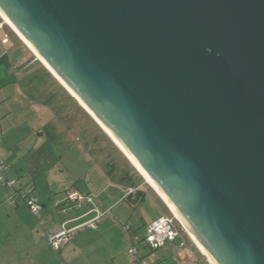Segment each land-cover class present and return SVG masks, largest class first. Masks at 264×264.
Returning a JSON list of instances; mask_svg holds the SVG:
<instances>
[{"label": "water", "instance_id": "water-1", "mask_svg": "<svg viewBox=\"0 0 264 264\" xmlns=\"http://www.w3.org/2000/svg\"><path fill=\"white\" fill-rule=\"evenodd\" d=\"M0 12L211 264H264V0H0Z\"/></svg>", "mask_w": 264, "mask_h": 264}, {"label": "crops", "instance_id": "crops-1", "mask_svg": "<svg viewBox=\"0 0 264 264\" xmlns=\"http://www.w3.org/2000/svg\"><path fill=\"white\" fill-rule=\"evenodd\" d=\"M1 21L0 142H4L11 132L24 134L20 133L23 125L10 126L11 128L5 131L1 127V120L14 112L33 107L31 91L35 80L39 81L43 88H46L49 82L46 81V73L36 67L37 59L33 53L13 30ZM25 80L27 84L23 89ZM42 116L45 117L46 112H43ZM36 132L33 131L34 134ZM28 133L29 131L25 135ZM20 138L27 137L20 135ZM19 140L12 141L13 147L7 151L0 148V160L8 166L6 178L16 181L15 189L18 191L21 187L31 188V195L38 202L41 210L38 216H34L18 201L15 207L9 206L8 201L14 191L0 184V264H134L128 249L139 243L143 236L136 229L132 230L131 225L128 226V221L124 218L129 212L128 204L125 203L129 186L114 181L109 176L108 179L107 175L100 171L99 185L95 186L93 191L87 192L86 198L62 212L61 210L65 209L63 200L66 194L76 191V188L68 187L54 198H49L46 194L38 195L36 192L41 191L39 187L41 185L35 177L38 174L37 169L45 164V157L42 158L39 151L22 157V152L16 147ZM119 190L123 195L115 199ZM140 192L144 199L149 197L144 187H140ZM102 194H106V197L98 199ZM19 196L16 200L20 198ZM119 206L122 208L117 211ZM157 218L148 221L141 218L137 221V229L140 225H149ZM61 226L74 229L75 232L71 241L53 256L49 253L51 249L46 237ZM179 243L175 240L156 250L141 248L143 263L183 264L184 261H196L197 264H201L193 250L187 245L180 247Z\"/></svg>", "mask_w": 264, "mask_h": 264}, {"label": "rangeland", "instance_id": "rangeland-1", "mask_svg": "<svg viewBox=\"0 0 264 264\" xmlns=\"http://www.w3.org/2000/svg\"><path fill=\"white\" fill-rule=\"evenodd\" d=\"M36 67L39 71L46 73V81L49 84L43 88L39 81L35 80L31 91L33 107L14 112L1 120L3 130L6 131L11 128L10 126L23 125L22 131L19 132L24 134L9 133L4 140L5 143L0 142V148L7 151L13 147L12 141L20 139L16 147L22 152V157H26L29 153L32 155L36 151L41 152L42 158L45 157V162L43 161L45 164L37 169L38 174L35 178L40 182L41 191L36 193L46 194L49 198H54L56 194L71 186H74L82 196H87V192L93 191L94 187L101 182L98 178L100 171L105 173L107 178L109 176L123 185L132 187V184H136L135 188L139 189L144 187L149 197L136 205L125 201L129 212L124 215L125 220L128 221L127 225H131L132 230L136 229L143 236L139 244L144 246L143 239L148 225H140L137 229V221L141 218L148 221L161 215H169V210L106 134L37 60ZM26 84L25 80L23 89ZM43 112H46L45 117L42 116ZM34 130L37 131L35 134ZM28 131L29 133L25 135ZM20 135L27 138L22 140ZM20 191L22 194L26 193L23 188ZM122 195L123 193L119 190L114 197L118 199ZM98 197L103 199L106 194ZM126 197L129 196L126 195ZM17 201L22 203L31 215H39L40 210L32 213L24 200L19 198ZM121 208L119 206L116 210L119 211ZM177 240L186 241L188 248L196 254V259L200 260L201 264H208L185 233ZM134 246H137V243ZM138 248L141 250L140 247ZM49 253L53 256L57 255V252L51 250Z\"/></svg>", "mask_w": 264, "mask_h": 264}, {"label": "built area", "instance_id": "built-area-1", "mask_svg": "<svg viewBox=\"0 0 264 264\" xmlns=\"http://www.w3.org/2000/svg\"><path fill=\"white\" fill-rule=\"evenodd\" d=\"M1 27L2 25L0 24V29ZM7 171L8 166L2 160H0V184L5 188L12 189L14 191V194L8 201L9 206L15 207L17 201L16 198L20 195L19 197L24 200V203L32 213H36L41 210L38 202L34 199L33 196H31L30 189H23L24 191H26L25 194H22L20 190L17 191L15 189L16 181L6 178ZM138 189L139 188L129 187L127 190V195L134 199L133 195L137 192ZM86 197L87 196H82L78 191L68 192L65 199L63 200L65 209L62 210L66 211L67 209L71 208L74 203L79 202ZM74 232V229H66L64 226H61L58 229L54 230L46 237L49 248L54 252L59 251L71 241ZM183 233L184 231L181 225L173 217V215L169 213V215L157 218L147 226L146 233L143 239L144 246H140L139 243H137V246L140 248L156 250L158 248L164 247L167 243H173L175 240L179 239ZM186 245V241L183 240H181L179 243L180 247H185ZM137 246H131L128 249V253L132 255L134 264H144L142 261L140 250ZM183 264H197V262L184 261Z\"/></svg>", "mask_w": 264, "mask_h": 264}, {"label": "bare ground", "instance_id": "bare-ground-1", "mask_svg": "<svg viewBox=\"0 0 264 264\" xmlns=\"http://www.w3.org/2000/svg\"><path fill=\"white\" fill-rule=\"evenodd\" d=\"M0 18L1 20L8 25L13 32L16 34V36L19 37V39L23 42V44L33 53V55L36 57V59L41 63V65L44 66V68L54 77V79L60 84V86L72 97L76 100V102L79 104V106L91 117V119L97 124V126L106 134V136L111 140V142L116 146V148L125 156V158L130 162V164L134 167L135 170L142 176L145 183L153 190V192L160 198V200L163 202V204L167 207L169 212L173 215V217L178 221V223L181 225L183 231L185 232L188 239L190 238L195 247L198 249L200 254H202L208 264H211L210 261L207 259V257L204 255L202 250L199 248V246L196 244V242L193 240L191 235L188 233V231L185 229V227L182 225L180 220L177 218V216L174 214V212L171 210L169 205L166 203V201L163 199V197L160 195L158 190L155 188V186L152 184V182L149 180V178L137 167V165L130 159V157L123 151V149L116 143V141L109 135V133L102 127V125L95 119V117L90 113V111L85 107V105L80 101V99L69 89V87L57 76V74L41 59V57L25 42V40L16 32V30L11 26V24L6 20V18L1 14L0 12Z\"/></svg>", "mask_w": 264, "mask_h": 264}, {"label": "trees", "instance_id": "trees-1", "mask_svg": "<svg viewBox=\"0 0 264 264\" xmlns=\"http://www.w3.org/2000/svg\"><path fill=\"white\" fill-rule=\"evenodd\" d=\"M136 184H132V187H136ZM134 199L132 197H126L127 202L136 205L142 201H144V196L142 195V193L140 192V189L137 190V192L133 195ZM64 206V205H63Z\"/></svg>", "mask_w": 264, "mask_h": 264}]
</instances>
